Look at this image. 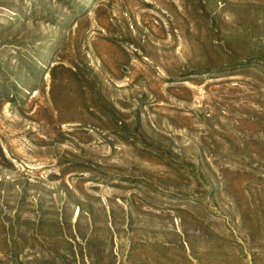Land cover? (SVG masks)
Returning <instances> with one entry per match:
<instances>
[{"label":"rangeland","instance_id":"obj_1","mask_svg":"<svg viewBox=\"0 0 264 264\" xmlns=\"http://www.w3.org/2000/svg\"><path fill=\"white\" fill-rule=\"evenodd\" d=\"M0 264H264V0H0Z\"/></svg>","mask_w":264,"mask_h":264},{"label":"trees","instance_id":"obj_2","mask_svg":"<svg viewBox=\"0 0 264 264\" xmlns=\"http://www.w3.org/2000/svg\"><path fill=\"white\" fill-rule=\"evenodd\" d=\"M26 63V62H25ZM24 63V65H23V67H25L26 68V72L31 76V78H33L34 76H36L37 75V73H36V71H35V69H37V67H29L28 66V64H25ZM54 70H55V67H53L52 69H51V73L53 74V72H54ZM36 80H38V79H36ZM9 85H6V88L9 90V88H14V89H18V87H17V85H16V82H14V83H8ZM20 85H22V86H27V83L26 82H24L23 81V83H20ZM6 89V90H7ZM7 96H9L8 94H7Z\"/></svg>","mask_w":264,"mask_h":264}]
</instances>
